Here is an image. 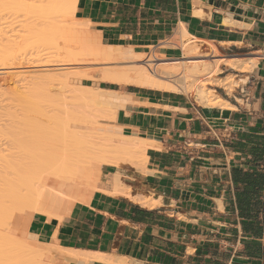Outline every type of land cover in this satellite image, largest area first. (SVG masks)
Here are the masks:
<instances>
[{
	"label": "crops",
	"instance_id": "crops-1",
	"mask_svg": "<svg viewBox=\"0 0 264 264\" xmlns=\"http://www.w3.org/2000/svg\"><path fill=\"white\" fill-rule=\"evenodd\" d=\"M76 11L103 46L172 60L188 38L243 61L214 65L218 105L194 92L112 90L127 100L113 125L146 141L147 159L103 166L104 186L118 175L158 206L99 190L62 219L35 214L27 239L101 255L85 264H264V0H78Z\"/></svg>",
	"mask_w": 264,
	"mask_h": 264
},
{
	"label": "bare ground",
	"instance_id": "bare-ground-1",
	"mask_svg": "<svg viewBox=\"0 0 264 264\" xmlns=\"http://www.w3.org/2000/svg\"><path fill=\"white\" fill-rule=\"evenodd\" d=\"M77 3L78 0H19V8L16 12V14H18H15L16 17L14 20H16L19 15L17 20L18 23H20L22 27L28 28H32L41 23H52L58 29L59 36L62 39L61 41L65 43H61L64 44V46H60L61 50L59 51L63 50L65 54L69 55L76 52L78 56H84V58L90 59L91 63L94 64H120V66L134 64L135 66L136 63L142 62V60L139 59L142 55L134 54L131 49L103 46L99 44L101 48L98 50L92 48L89 44H82V34L85 31V26L83 25H85L86 22L67 24V17H69L71 13L72 16L76 14ZM69 10L71 12L70 14L68 13ZM185 37H188V34H185ZM71 45H75V50H71L67 47ZM196 45L192 44V42L188 43L184 48V57L175 59V62L172 64H159L158 62L153 64L152 62L153 68L150 66L109 68L103 73L102 81L110 84L131 85L139 88L173 93L180 91L187 92L192 86V84L188 86V83L193 81L191 83L195 84V78H197L200 73L208 70L211 66L220 62L228 63L233 67L241 66L242 64V57L241 59L220 56L213 47L211 51L209 50L207 51L208 53L206 52L207 54L202 55L200 58H195L192 56V53L199 49V46ZM208 57L210 59H206ZM69 85L70 84H66L65 88L67 89L70 87ZM73 87L74 86H72V88ZM193 89L198 100L205 105H214V102L216 105L222 103L220 98L214 94L215 92L206 88L205 85L198 84V86H195L192 90ZM75 90H77L74 93L76 97L70 102L66 101L62 108L64 114L65 112L67 113L66 109L68 108L72 109L73 113H76V115L74 114L76 123L70 122L72 120L67 121L70 123H62L63 120L60 118L62 120L61 125L64 126L59 127L60 130L58 129L56 132L53 130V132V114L51 116L48 113H39L33 119L35 123V132L32 137L17 135L0 143L2 152H5V154L0 153V242L2 241V243H0V264H2L3 260L6 261L5 250H9L14 240L19 241L20 237L16 234H19V232H15V230L17 231V229H15V223L17 220H20V214L22 212H29V214L26 212V214L24 213L23 215H29V219L27 216L26 219L30 223L35 214L49 217L52 212L57 211L56 208L59 207L58 205L60 202H66V200L73 202L88 201L94 192L99 190L108 192L112 195L127 197L143 206H158L157 204L159 202L152 197H146V195L143 196V194L140 195L139 193L133 194L134 192L130 189L131 187L125 185L118 175L113 176L112 180L105 186L104 183L101 182L103 166L120 167L124 157L126 159L133 158V163L135 165L138 166L140 164L142 166L147 159L146 141L134 138L121 139V141L119 139H113L111 136L112 132L109 131V129L106 130V126H102L105 127L102 128L99 125L100 119L106 121L108 119L105 117L103 118V116L97 119V115L92 113L98 111L99 108H106L109 115H116V111L121 106H124L127 101L122 95L123 93L121 94L112 90L99 88L98 93L96 92L97 94L93 97L90 96L91 90L89 89L88 91L86 87L85 89L83 87H75L70 91L74 92ZM68 106H71V108ZM69 111L70 110H68V112ZM60 113L62 114V112ZM68 115L70 116V114ZM59 116L61 117V115ZM111 120L114 121V119ZM58 122H60L59 119ZM95 136L107 142V144H105V142L103 143L102 146L106 145L104 148H107V146L112 147L113 142L115 143L113 145L115 147L109 150L110 154L112 152L111 158L102 159L97 156L98 153L96 151H98L101 145L97 149L98 145H92L93 141L92 143L89 142L91 139L93 140ZM86 193H89L88 196L90 195L88 199L84 197ZM82 194L85 195L82 196ZM81 196L83 198H81ZM25 198L29 199L30 203L28 202V204L25 202L28 205L23 206L22 209L20 202L26 201L24 200ZM72 206L73 205H71V207ZM17 207L23 211L21 210L19 212L18 210L20 209ZM17 237L19 238L17 239ZM10 241L11 244H8ZM25 242L27 244L30 243V245L33 243L28 241V239H25ZM6 244L8 247H6ZM27 244L25 249L27 248L32 254L33 259H31L32 262L34 261V264H51L53 260H61L65 262V264L72 260H74V262L77 260L78 263L79 260V263L85 264L84 261L87 262L89 259L94 258L100 259L101 256L100 254H94V252L84 253L72 250H67L69 253L60 249L59 252H55L51 250V244L36 243L37 246H42V249H40L41 247L35 248L37 247L36 245L32 246L33 243L31 245L33 247L32 249V247H29L30 245ZM11 249L9 251L13 253ZM23 249L21 251H23ZM29 257L31 256L29 255ZM112 258L113 257L110 259ZM8 260H10V258ZM121 261L120 263H122ZM3 263L8 264V262ZM116 264H119V262Z\"/></svg>",
	"mask_w": 264,
	"mask_h": 264
},
{
	"label": "rangeland",
	"instance_id": "rangeland-1",
	"mask_svg": "<svg viewBox=\"0 0 264 264\" xmlns=\"http://www.w3.org/2000/svg\"><path fill=\"white\" fill-rule=\"evenodd\" d=\"M18 1L19 0H0V143H3L6 140L17 135H26L28 137H32L35 132V123L33 119L39 113H48L51 116L53 114L52 131L54 130L55 132L58 131V129L60 130L59 127L64 126L61 125L62 123H76V113H73L72 109L68 108L66 109L67 113L65 112V115L62 108L66 101L70 102L73 100V98L76 97L74 93L78 89L74 92L70 91L75 87H83L84 89L86 87L88 91L90 89V96L94 97L95 94L98 93V89L101 88L102 85H114L118 88L131 86L110 84L102 81L103 73L109 68H136L140 66H150L153 68V64H155L156 62H158L159 64H172L173 62H175V59L168 60L165 59V57L159 56L156 52H154V50L150 54L142 55L143 57L141 56L139 58L140 60H142L141 63H136L135 66L134 64H128L125 66L123 65L124 67L122 65L120 66V64H94L91 63L90 59H87L86 57L84 58V56L79 55V58L76 52L72 55L65 54L63 50L59 51L61 50L60 46H64L65 43L64 41H61L62 39L59 36L58 29L52 23H41L32 28H28L24 26L22 27L21 24L18 23L17 20L19 15L17 16L16 20H14L16 15L18 14H16L19 8ZM68 13H71L70 10ZM67 18V24L69 25L73 23H85V21H82L78 18L77 11L74 16H72L71 13ZM86 23L85 25H83L85 26V31L83 33L84 35L82 34V44H89L92 48L99 50L101 48L99 45L101 44V42L95 35L92 26L89 23ZM191 42V39H186L187 44ZM192 44L196 45V43ZM211 45L209 43L198 44L199 49L193 52L192 56H194L195 58H200L202 55L207 54V51H211L212 49ZM67 47L72 50L74 49L75 45ZM220 56L222 55L220 54ZM84 59L87 60L83 61ZM206 59L210 58L208 57ZM218 72L219 71H217V69L216 71H214V65L211 66L208 70L200 73L199 76L195 78V84L191 83L193 81H190L188 83V86L189 84H192V86L188 90L194 92V89L192 90V88H194L195 86L197 87L198 84L205 85V87L208 88V83H210V80H216L213 79V75ZM228 82H231V79L228 80ZM66 84H70V87H68L69 89L67 88L68 90L65 88ZM72 86L74 87L72 88ZM68 107L71 108V106ZM68 110L70 111L68 112ZM60 112H62V114ZM92 113L97 115V119L101 118L102 116L103 118L105 117L106 119H108L107 121L100 119L99 125L101 127L106 126V128H102H105L106 130L109 129V131L112 132L111 136L113 139H119L120 141L121 139H131L130 137H126L121 134V129L113 127L114 125L111 119L115 120V115H109L106 108H99L98 111ZM54 114L56 115V118ZM68 114H70V116ZM103 114L106 116H104ZM59 115H61V117ZM60 118L63 120V122ZM58 119L60 120V122H58ZM69 120L72 121L67 122ZM89 142L92 143V145H98L97 149L101 145L98 151H96L98 153V157L102 159L111 158L112 152L110 154L109 150H112L115 147L113 146L115 144L114 142L112 147L107 146V148H104V146L106 147V145L102 146L105 141L97 138L96 136L93 137V140L91 139ZM105 144H107V142H105ZM0 151L1 154H5V152H2V147L0 148ZM99 153L101 154V156ZM133 161V158L126 159L124 157L121 164L132 165L136 167L141 166L140 164L138 166L135 165ZM101 182H105L102 179V175ZM88 194L89 193H86V196H84L85 194H82V196L88 199V197H90V195L88 196ZM82 196L81 198H83ZM24 200L26 201L20 202V205H22L21 208L23 206H27L30 203L29 199L25 198ZM25 202L29 203L26 204ZM68 202L72 203L73 201L66 200V202H60L61 205L63 204L64 206H61L59 203L58 206L60 208L57 207V211L52 212L48 218L62 219L78 201H74L72 204L70 203L71 205H73L72 207ZM17 208L20 209L19 207ZM22 209L18 211L20 212ZM26 212L27 211H25L24 213L26 214ZM24 213L22 212L20 214V220H17V222L15 223V229H17V231L15 229L14 230L15 232H19V234L16 233L17 236L20 237H17V239L19 238V241L16 240V242L14 240L12 244L11 241L10 243H8L13 245H10L9 247V250L12 248L11 250L13 251V253H11V251L9 250H5L6 259H4L6 261L3 260V262L5 263L8 262V264H34V261L32 262V254L27 250V248L25 249L27 244L25 242V239H27L26 231L29 223L26 218L29 215H26V217L23 215ZM27 213L29 214V212ZM0 243H2V241ZM32 244L33 243H31V245ZM27 245H30V243H28ZM31 245L29 247L35 245L37 246V244L35 243L32 246ZM6 247H8V245ZM39 247H41L40 249H42V246H37L35 248ZM50 247L51 250L55 252H59V249L64 252H68L67 250L59 248L55 243L51 244ZM22 249L23 251H21ZM29 255L31 257H29ZM9 258L10 260H8ZM30 260L32 263L30 262ZM3 262L2 264H4ZM51 264H65V262L61 260H53Z\"/></svg>",
	"mask_w": 264,
	"mask_h": 264
},
{
	"label": "trees",
	"instance_id": "trees-1",
	"mask_svg": "<svg viewBox=\"0 0 264 264\" xmlns=\"http://www.w3.org/2000/svg\"><path fill=\"white\" fill-rule=\"evenodd\" d=\"M102 88L104 89H110V90H117L118 87L114 85H102Z\"/></svg>",
	"mask_w": 264,
	"mask_h": 264
}]
</instances>
